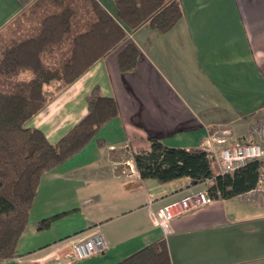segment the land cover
Listing matches in <instances>:
<instances>
[{
	"label": "crops",
	"instance_id": "1",
	"mask_svg": "<svg viewBox=\"0 0 264 264\" xmlns=\"http://www.w3.org/2000/svg\"><path fill=\"white\" fill-rule=\"evenodd\" d=\"M99 1L116 14L112 0ZM180 1L183 17L168 32L126 28L141 52L135 69L118 67L123 41L28 121L54 143L85 116L95 86L120 108L81 151L42 175L18 254L0 264H114L161 237L172 264H264V192L213 198L165 229L154 218L162 206L212 180L162 183L112 161L122 148L150 150L151 138L206 149L211 132L229 128L230 142L247 140L264 115V0ZM33 2L0 0V30ZM96 229L107 249L76 259L75 244Z\"/></svg>",
	"mask_w": 264,
	"mask_h": 264
},
{
	"label": "trees",
	"instance_id": "2",
	"mask_svg": "<svg viewBox=\"0 0 264 264\" xmlns=\"http://www.w3.org/2000/svg\"><path fill=\"white\" fill-rule=\"evenodd\" d=\"M112 15L99 0H35L45 9L40 22L18 42L0 51V263L17 256V243L29 222L42 175L81 151L119 114V103L95 86L86 96L87 112L58 141L51 142L28 121L121 42L118 67L136 68L139 47L126 28L148 23L162 33L183 17L180 0H112ZM34 14V13H33ZM102 145V139H98ZM203 148L171 147L151 138L150 150L133 154L144 179L162 183L188 177L194 184L212 180L210 198H230L256 187L261 163L249 161L232 173L215 174ZM51 219L39 222V229ZM114 264H172L161 237Z\"/></svg>",
	"mask_w": 264,
	"mask_h": 264
},
{
	"label": "built area",
	"instance_id": "3",
	"mask_svg": "<svg viewBox=\"0 0 264 264\" xmlns=\"http://www.w3.org/2000/svg\"><path fill=\"white\" fill-rule=\"evenodd\" d=\"M230 135L231 129L217 128L210 133L207 140L206 150L209 153L208 156L214 173H232L236 168L249 161H258L261 163L259 179L256 187L250 192H264V115L249 129L246 141L230 142ZM126 164L130 171L136 170L132 161L127 160ZM211 200L212 198L206 189L189 188L182 196L166 202L160 211L154 215L155 221L167 229L174 217L201 208L210 203ZM107 247L103 233L100 229H96L91 235L75 244L74 255L76 259L83 260L105 252Z\"/></svg>",
	"mask_w": 264,
	"mask_h": 264
},
{
	"label": "rangeland",
	"instance_id": "4",
	"mask_svg": "<svg viewBox=\"0 0 264 264\" xmlns=\"http://www.w3.org/2000/svg\"><path fill=\"white\" fill-rule=\"evenodd\" d=\"M33 2L31 5L27 6L21 13H19L11 22H9L5 27L0 30V51L1 48H4L12 43L18 42L23 39L33 26L40 22L43 17V13L46 12V8L51 7L52 5L48 4L45 9H40L34 7ZM34 13V14H33ZM249 124V122H247ZM240 141H246L244 138L245 135L239 134L236 136ZM133 154L131 150H126L124 148L119 149L113 155V162L115 164H124L127 160H133Z\"/></svg>",
	"mask_w": 264,
	"mask_h": 264
}]
</instances>
